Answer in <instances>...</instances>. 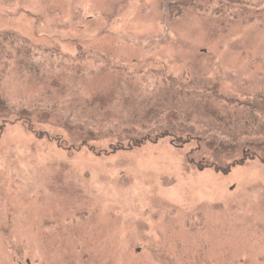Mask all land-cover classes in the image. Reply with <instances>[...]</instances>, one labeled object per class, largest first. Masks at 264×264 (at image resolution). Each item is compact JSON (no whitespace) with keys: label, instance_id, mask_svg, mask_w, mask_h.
I'll use <instances>...</instances> for the list:
<instances>
[{"label":"rangeland","instance_id":"1","mask_svg":"<svg viewBox=\"0 0 264 264\" xmlns=\"http://www.w3.org/2000/svg\"><path fill=\"white\" fill-rule=\"evenodd\" d=\"M190 3L0 0V35L49 48L6 43L7 51L35 65L48 57L42 72L61 82H23L9 57L14 71L0 83V264H264L263 153L231 152L217 165L203 147L192 151L195 141L173 136L125 140L133 146L121 150L115 133L22 105L38 94L53 104L58 89L65 99L98 93L119 122L166 77L206 81L224 99L264 108V20L219 23L197 6L180 14Z\"/></svg>","mask_w":264,"mask_h":264},{"label":"trees","instance_id":"2","mask_svg":"<svg viewBox=\"0 0 264 264\" xmlns=\"http://www.w3.org/2000/svg\"><path fill=\"white\" fill-rule=\"evenodd\" d=\"M196 6L200 9L199 11L220 19L217 20L219 23L232 21L246 24L264 20V0H217L216 2L191 0L190 4L185 5V11L180 14H185L190 8L197 9ZM6 43L12 46L19 43L28 53L49 50L26 39L15 40L10 39L7 34L0 35V83L3 88V84L7 83V78L14 71H11L13 67L12 63L8 62L9 57L13 55L17 58L18 56L12 51H7ZM37 58H39L38 55ZM42 60L43 63L37 65L31 58L26 61H21L19 58L14 60L17 78L23 82L32 79L39 85H45L49 81L51 84L57 85L58 82L60 85L61 82L57 80L56 74L49 75L42 72V68L48 66L49 58H42ZM24 73L29 76H24ZM117 79L116 81L121 85L125 83L126 86H130L134 83L128 79H124L123 82L121 77ZM161 79H163L161 83L155 82L152 85L154 89L151 91V96L140 100L142 108L134 107L128 117L121 115L119 120L125 122L123 124L107 118L108 110L99 103L101 97L97 96L98 93L89 98L72 96L70 99H65L58 89L53 104L48 102L44 95L39 94L32 96L33 98L27 104L23 100L21 102L23 101V108L30 115L49 111L51 115L58 114L67 123L75 124V126H93L95 133L106 135L105 137L115 133V136L121 139V143H118L120 147L117 146L121 150L127 146L129 148L133 146L128 143L126 145L125 140H132L137 143L134 144L137 146L139 142L151 140L157 143L162 138L173 136L174 139L178 138L185 143L195 141L198 146L192 148V151L194 149V153L197 154L203 150V147L210 154V159L216 162L214 164L227 160L224 157L231 152L242 155L243 152L253 150L250 156L257 153L264 154V108L252 103H238L234 99H224L223 96H218L217 92H213L215 89L209 88L206 81L196 78L187 82L176 78ZM76 86L77 84H70L66 89L71 90ZM2 100L0 96V105H7V100ZM121 100L122 104L129 102V99L121 98ZM131 100L136 102L135 97ZM58 105L63 110H58ZM32 106H40L35 108L38 112L30 110L34 109ZM70 119L73 121L70 122ZM144 119L150 124L145 123L146 120L140 123V120ZM93 131L89 130V133L95 135ZM262 158L264 160V157Z\"/></svg>","mask_w":264,"mask_h":264}]
</instances>
